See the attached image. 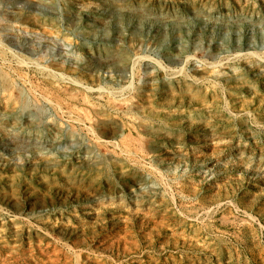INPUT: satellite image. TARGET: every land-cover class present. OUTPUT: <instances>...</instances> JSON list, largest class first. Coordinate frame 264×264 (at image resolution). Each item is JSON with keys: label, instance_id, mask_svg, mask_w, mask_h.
<instances>
[{"label": "rangeland", "instance_id": "rangeland-1", "mask_svg": "<svg viewBox=\"0 0 264 264\" xmlns=\"http://www.w3.org/2000/svg\"><path fill=\"white\" fill-rule=\"evenodd\" d=\"M0 264H264V0H0Z\"/></svg>", "mask_w": 264, "mask_h": 264}]
</instances>
